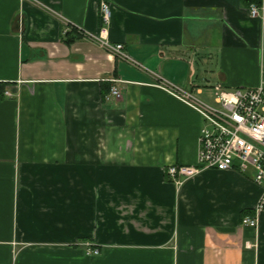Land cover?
I'll use <instances>...</instances> for the list:
<instances>
[{"label": "crops", "instance_id": "crops-1", "mask_svg": "<svg viewBox=\"0 0 264 264\" xmlns=\"http://www.w3.org/2000/svg\"><path fill=\"white\" fill-rule=\"evenodd\" d=\"M253 4L0 0V264H264V213L240 224L261 191L251 174L167 180L196 165L203 122L157 86L210 104L217 85L256 87Z\"/></svg>", "mask_w": 264, "mask_h": 264}, {"label": "built area", "instance_id": "built-area-1", "mask_svg": "<svg viewBox=\"0 0 264 264\" xmlns=\"http://www.w3.org/2000/svg\"><path fill=\"white\" fill-rule=\"evenodd\" d=\"M248 11L252 18H258L264 24V0L260 5H250ZM100 17L103 23L101 33L104 34L110 18V6L106 2L101 3ZM100 44L120 60L130 62L122 44H111L107 40H100ZM157 86L194 110L203 122L196 165H169L165 172L167 180L180 186L204 170L251 174L252 181L261 191L251 214L242 216L240 224L256 228L260 215L264 213V71L256 87L227 89L215 86L214 104L162 79ZM6 95L10 96L9 93ZM110 96L119 97L115 87L111 88ZM87 252L98 254L96 249L89 248Z\"/></svg>", "mask_w": 264, "mask_h": 264}, {"label": "rangeland", "instance_id": "rangeland-1", "mask_svg": "<svg viewBox=\"0 0 264 264\" xmlns=\"http://www.w3.org/2000/svg\"><path fill=\"white\" fill-rule=\"evenodd\" d=\"M86 246H89L90 247V245H88V244H86ZM90 249H96L97 251H98V254H99V249H97V248H92V247H90ZM88 251V250H87ZM88 253V252H87ZM98 254H93L92 252H90L88 255L89 256H97Z\"/></svg>", "mask_w": 264, "mask_h": 264}, {"label": "trees", "instance_id": "trees-1", "mask_svg": "<svg viewBox=\"0 0 264 264\" xmlns=\"http://www.w3.org/2000/svg\"><path fill=\"white\" fill-rule=\"evenodd\" d=\"M247 1V3H250V2H257L258 0H245Z\"/></svg>", "mask_w": 264, "mask_h": 264}]
</instances>
